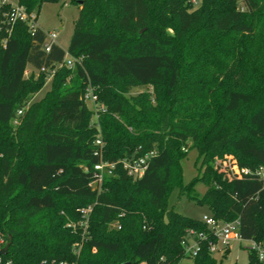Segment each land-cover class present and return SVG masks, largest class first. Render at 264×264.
Listing matches in <instances>:
<instances>
[{"label": "trees", "instance_id": "16d2710c", "mask_svg": "<svg viewBox=\"0 0 264 264\" xmlns=\"http://www.w3.org/2000/svg\"><path fill=\"white\" fill-rule=\"evenodd\" d=\"M57 1L21 3L38 14ZM70 2L80 11L67 51L46 53L45 32L32 36L24 23L0 34V238L9 244L1 264H222L209 252L212 236L187 254L188 231L208 229L168 208L175 186L214 219L238 220L241 240L264 246V0ZM66 53L81 60L71 84L60 68L29 105L47 75L26 78L28 66L40 72ZM137 87L153 93L127 99ZM88 88L103 106L98 127ZM189 150L203 171L184 186ZM152 151L142 178L118 164L92 189L95 165ZM229 156L241 175L227 159L211 166ZM195 182L206 185L203 196ZM249 264L264 262L250 250Z\"/></svg>", "mask_w": 264, "mask_h": 264}, {"label": "built area", "instance_id": "2783aa9c", "mask_svg": "<svg viewBox=\"0 0 264 264\" xmlns=\"http://www.w3.org/2000/svg\"><path fill=\"white\" fill-rule=\"evenodd\" d=\"M190 3L194 7H198L201 3V0H190ZM38 15L35 12H28L27 8L21 3V0H0V34L9 37L12 34V28L16 23H24L32 36H35L37 31L40 29L37 25ZM46 39L43 45V50L46 53H50L53 46L58 45L56 42L57 34L55 33H45ZM7 39L3 40V45H6ZM81 60L73 59L68 53H66L64 61L60 64H55L53 67L42 68L39 73H45L48 78L53 79L56 71L60 68L66 67L68 69H75L77 64H80ZM33 73V72H32ZM31 73V74H32ZM28 73L26 72L25 75ZM30 74V75H31ZM84 101L86 104L91 102L97 106V97L95 96L93 89L88 88ZM99 109H103V106L97 107ZM19 115L22 114V111H19ZM95 145L100 148L103 147V141L98 138L95 142ZM155 152H149L141 157H133L129 159H123L118 163H107L101 162L94 166V180L91 183V187L94 190L99 191L101 185L103 183L104 177L106 175H112L115 167L120 164L122 168L126 171L127 175L133 179H140L143 177L145 171L148 168L150 160L154 157ZM228 165L230 171L237 175H241L240 171L236 168H232L230 164V160H228L225 165ZM220 163L215 164V167H219ZM243 172V171H242ZM92 211V208L81 210L82 213L88 214ZM202 222L207 226L208 234L204 232H196L194 230H190L187 233L188 239L183 242L185 246L186 252L188 255L195 256L199 249V241L206 240L209 236L214 237L217 242L209 244V252L212 256L215 253H225L227 249H229V244L232 240H241L239 236V221L236 220L234 222H222L214 219L212 216H204ZM4 241L0 238V250L3 249L1 245H3ZM253 245L251 247V251L255 252L258 259L264 262V246L252 241ZM0 257V264H1ZM55 264V263H53ZM58 264H70L67 262H61ZM74 264V263H73Z\"/></svg>", "mask_w": 264, "mask_h": 264}, {"label": "rangeland", "instance_id": "374dc122", "mask_svg": "<svg viewBox=\"0 0 264 264\" xmlns=\"http://www.w3.org/2000/svg\"><path fill=\"white\" fill-rule=\"evenodd\" d=\"M79 7L70 2V0H58L57 2H43L38 10V27L45 33L57 34L56 42L64 51L68 50L70 40L74 33L75 23L79 15ZM25 75L26 78L31 77V73L35 79L39 78L37 71H34L32 67L28 66ZM70 74L67 76V83L70 85L71 81L75 78L74 69H70ZM31 74V75H30ZM52 79L46 77L44 79V87L29 96V105L34 102L40 101L47 92L51 90ZM152 95L153 90L149 87H137L130 90L125 96L127 99L138 97L142 94ZM89 110L93 113L91 124L98 127V111L102 110L99 104L94 105L91 102L87 103ZM15 122L13 125H16ZM232 159V157H226L225 159L216 158L211 166L215 167L217 163H223ZM227 162V161H226ZM182 167V180L183 185H190L194 178L198 177L202 173L203 169L198 161V153L195 150H189L187 157L181 162ZM193 191L203 196L207 192V187L202 182H195L193 185ZM167 205L170 210L176 213L187 216L195 220H201L204 216H211V211L207 206L198 204L190 200L187 195L181 194L179 187L175 186L168 199ZM114 226V225H113ZM252 241L244 240H232L229 244L228 254L226 257L223 255L226 253H215L214 258L222 264H249V254L252 247ZM182 264H192L190 259H184Z\"/></svg>", "mask_w": 264, "mask_h": 264}, {"label": "water", "instance_id": "95a60500", "mask_svg": "<svg viewBox=\"0 0 264 264\" xmlns=\"http://www.w3.org/2000/svg\"><path fill=\"white\" fill-rule=\"evenodd\" d=\"M8 251H9V244L0 250V257L7 255ZM124 264H131V263H124Z\"/></svg>", "mask_w": 264, "mask_h": 264}]
</instances>
